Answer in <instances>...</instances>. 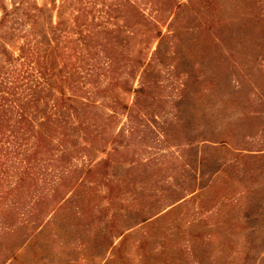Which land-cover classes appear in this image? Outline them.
Returning a JSON list of instances; mask_svg holds the SVG:
<instances>
[{
	"label": "rangeland",
	"instance_id": "374dc122",
	"mask_svg": "<svg viewBox=\"0 0 264 264\" xmlns=\"http://www.w3.org/2000/svg\"><path fill=\"white\" fill-rule=\"evenodd\" d=\"M59 4L0 0V79L27 44L49 67L6 96L0 264H264V0L100 2L80 96L47 47Z\"/></svg>",
	"mask_w": 264,
	"mask_h": 264
},
{
	"label": "trees",
	"instance_id": "16d2710c",
	"mask_svg": "<svg viewBox=\"0 0 264 264\" xmlns=\"http://www.w3.org/2000/svg\"><path fill=\"white\" fill-rule=\"evenodd\" d=\"M106 0H60V4L57 8V21L54 26V31L52 38L47 43L50 45L49 48L55 47L54 54H52V59L58 58L61 65L59 68L56 69V75L62 79V81H66L70 86L72 91L75 95L80 96L78 93L84 88L85 84L88 82V78L92 75L93 70L95 69L96 61L92 58L85 59V53L83 52L84 48L82 49L83 45L88 44L87 40L90 38H94L95 36V27L97 25H102V16H100L97 5L100 2H105ZM120 2H125V0H119ZM119 3V2H118ZM113 2L105 3L107 9L106 13V23L115 24V20H117L118 16L114 14V10L112 9ZM100 11V10H99ZM11 13V12H10ZM8 12H4L3 17L0 20V23L6 21L7 16H9ZM29 17V15L26 13ZM90 19V20H89ZM150 31L147 32L146 37L143 40V46L138 50V58L141 57L142 51L146 44L153 41L154 38L160 35V29L155 22H150ZM21 46L19 52V58L24 57L23 64L18 69V72L15 68H12L10 65L12 58L9 57L7 61V65L5 66L6 74L10 75L9 77L12 79L10 82H3L0 79V145L1 141L13 139L17 141L18 134L16 129L8 130V124L3 125V121L7 122L5 119L11 118L9 114L13 112V104L12 101H9V98L6 97L8 95H16L19 94V89L24 91L29 89V87L22 88L19 84V79L25 75L24 69L25 64H28V71H32L31 69L36 70L37 72H46L47 64H45L47 59V51L45 50L44 53L41 55L40 53L33 51L31 46ZM97 44H94V54ZM84 47H86L84 45ZM138 62V60H135ZM20 65V64H19ZM33 72V71H32ZM69 76V77H67ZM76 78H74V77ZM20 77V78H19ZM67 77V78H66ZM66 78V79H65ZM29 78L27 77L26 80ZM24 81H22L23 83ZM26 83L31 82V79L25 81ZM62 93V92H61ZM26 99V98H25ZM85 99H88L85 97ZM15 107H18L17 98L13 99ZM58 103L55 102L52 104L53 107H57ZM63 106V105H62ZM19 117H22L21 114ZM16 122H21L22 120H14ZM21 134V137L26 140L30 137H38L39 140H43L40 136H38L37 132L27 134ZM37 134V135H36ZM10 143V141H8ZM41 145V142L39 143ZM38 145V147H40ZM20 144L15 147L14 150L11 149H2L0 146V161L6 160L19 150ZM19 154V153H17ZM3 162V161H2ZM0 162V164H2Z\"/></svg>",
	"mask_w": 264,
	"mask_h": 264
}]
</instances>
